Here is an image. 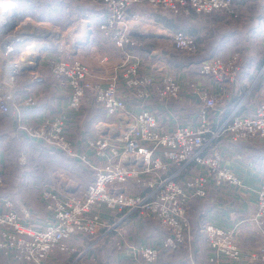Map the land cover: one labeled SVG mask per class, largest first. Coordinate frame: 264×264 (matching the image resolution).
<instances>
[{
    "label": "built area",
    "instance_id": "2783aa9c",
    "mask_svg": "<svg viewBox=\"0 0 264 264\" xmlns=\"http://www.w3.org/2000/svg\"><path fill=\"white\" fill-rule=\"evenodd\" d=\"M89 1L104 8L106 18L98 27L121 55L104 86L92 79L93 73L84 63L65 57L68 51L62 44L61 30L30 16L20 18L13 2L0 0V113L12 120L20 140L27 138L62 152L93 175L92 182L77 193L42 184L39 195L44 219L26 206L18 213L11 199L0 194V256L9 264H63L60 260L70 256L74 258L66 264H81L97 243L115 230V251H126V264H155L166 252L177 250L191 258L189 252L195 253V243L187 210L192 200L206 198L212 184L242 187L241 179L223 163V155L211 143L216 139L264 142V98L243 111L237 106L213 129L211 113L219 107L221 95L230 94L244 69L242 51H232L225 58L214 55L198 63L199 77L214 82L218 91L190 77L181 81L160 51L151 53L158 57L154 66L157 73L142 72L141 57L131 48L142 46L144 37L132 33L146 34V23L164 28L179 53L194 55L198 47L193 35L171 31L138 12L129 13L128 8L144 5L173 14L192 10L197 15L228 12L233 17L238 13L232 0ZM90 30L84 24L82 35ZM37 55L36 69L22 70L34 66ZM42 65L67 89L68 109L79 111L90 94L103 109L104 119L116 126L104 127L102 120L97 121L78 146L68 138V120L62 113L32 123L24 110L37 104L31 84L43 80V73L38 71ZM263 71L264 61L259 74ZM23 73L28 84L18 88L17 79ZM183 97L194 104V114L174 117L172 128L165 129L150 104L170 115V103ZM20 162H25L23 157ZM4 185L0 173V190ZM256 195V210L229 228L198 220V232L210 253L206 257L209 264H264V179ZM113 213L117 217L110 216ZM145 217L153 218L166 230L160 243L135 244L122 235L121 224ZM240 224L258 231L261 241L256 246L241 248ZM88 236L95 239L84 243ZM89 263L98 264L94 254Z\"/></svg>",
    "mask_w": 264,
    "mask_h": 264
},
{
    "label": "crops",
    "instance_id": "0c3cea01",
    "mask_svg": "<svg viewBox=\"0 0 264 264\" xmlns=\"http://www.w3.org/2000/svg\"><path fill=\"white\" fill-rule=\"evenodd\" d=\"M9 1L15 4L20 18L30 16L38 21H47L61 30L62 44L68 51L65 57L77 59L84 63L91 69L94 81L104 86L107 79L115 72L121 55L120 50L103 37L98 27L99 23L105 21L106 18L103 7L93 4L89 0H24L22 5L16 0ZM232 6L238 13L237 17L231 16L228 12H214L206 15L194 13L173 15L168 11L158 10L150 6L133 5L128 8L129 13L141 12L145 18L154 19L171 31L180 30L193 35L198 47L196 54L187 58L179 57L177 56L179 52L172 47L169 33L164 28L146 23V34L151 35L143 38L142 46L131 48L141 57L142 72L157 73L154 66L157 65L158 57L157 55L152 56L151 53L160 51L167 66L171 71H177L181 81L184 82V79L190 77L200 83L202 82L213 91H218L214 82L199 77L197 73L198 63L214 55L225 58L232 51H242L244 69L230 94L228 96L221 95L219 107L211 113L210 121L213 129L237 106L240 111H243L251 108L261 98H264V71L259 74L264 61V0H232ZM84 24L90 26L91 30L83 36ZM102 57L107 59L102 61ZM38 71L43 73V80L31 84L37 104L35 107L24 110L26 117L32 123L39 124L62 113L68 120V138L76 145L80 144L82 138L88 136L91 130H94L96 122L99 120L104 122V127L116 126L112 123L113 121L104 119L103 109L90 94L83 101L79 111L68 109L69 96L67 89L61 87L56 78L43 65L39 67ZM23 84L24 81L18 77L17 86L21 87ZM185 86L187 88V85ZM150 108L156 112L165 129L172 128L174 117L181 118L194 114V104L188 97L170 103L171 117H168L170 116L168 113L164 114L162 110L153 104H150ZM1 116L0 173L5 179V185L0 190V194L11 199L13 208L18 213L21 212L23 206H26L38 215L39 219H44V208L39 195V188L42 184H48L58 190L71 189L77 193L82 186L92 182V172L89 169L82 168L76 160L62 152L59 153L67 157L68 161H73L72 164L74 165L69 168L68 162L67 164L63 163L61 166L68 169L56 170L57 174H54L53 177L56 182L54 185L49 184L52 179L50 176L52 170H50L49 165L47 167L42 166L43 169H47V175L50 176L48 178H43L40 172H35V170L32 171V174L22 170L24 168L23 164L26 162L25 158H27L23 149L13 157V162L6 161L5 152L8 148L7 140L9 138L23 145V148L27 150V155L29 150L38 153L40 151L53 152L55 150H48L41 147L36 141L27 138L20 140V136L10 130L12 120L3 114ZM211 145L220 150L224 159L223 163L241 179L242 187L214 186L212 184L206 198L192 200L187 210V216L191 221L195 253L194 251L189 252L193 255L189 258L187 253L182 251L184 259H178L177 257H180L178 255H170L164 260H158L155 264H190L192 262L194 264H209L206 257L210 253L204 238L198 232V220L204 219L215 226L226 229L239 223L246 214L253 213L256 210V191L259 183L264 179V166L261 164L255 166L257 164L254 163L250 151L254 150L251 145L259 144L228 143L225 139H216L213 140ZM248 148L249 151H247ZM246 151L249 153H245L246 156L244 155V157L242 153ZM21 157L25 160L23 164L20 162ZM258 157L263 158L264 155L260 153ZM29 164H32L31 167H38L35 162H29ZM8 168L11 169L8 170ZM110 216L117 217V214L113 213ZM239 235L241 248L254 247L261 241L258 231L244 224L239 225ZM163 237L161 236L153 241L151 236L148 235L147 238L151 241L144 240L143 243L158 244ZM94 239L93 236L84 237L83 242L90 243ZM93 254L96 256L95 253ZM111 259V264L114 262L116 264H126L129 261L124 249L114 251L110 257ZM1 260L3 261H1V264H9L3 257ZM220 264L229 263L223 261Z\"/></svg>",
    "mask_w": 264,
    "mask_h": 264
},
{
    "label": "rangeland",
    "instance_id": "374dc122",
    "mask_svg": "<svg viewBox=\"0 0 264 264\" xmlns=\"http://www.w3.org/2000/svg\"><path fill=\"white\" fill-rule=\"evenodd\" d=\"M177 56L182 57V58L183 57H185V58L190 57V55L185 54V53H179V54H177ZM20 78L22 79V81L25 80V78L23 76L19 77V79ZM11 128H12V123H11ZM11 139L12 138H9L7 140V146L9 147L10 150H11V148L14 149L16 147V146H12L10 144V143H14V141L12 142ZM255 144H259V145H251L254 150L250 151V153L252 154V156L254 158V163L257 164L255 166H259V164L264 166V157L263 158L258 157V155L260 153L262 155H264V142L255 143ZM20 146H21V150L23 149L24 152L26 153V156H27V158H25L26 162H25V164H23L24 168L22 170L27 171L29 174H32V171L35 170V172H40V175L43 178L44 177L48 178L51 176L52 177V179L50 180L51 183H49L51 185H54L56 183L55 178H53L54 174L55 175L57 174L56 170L61 169V168L62 169H68V168H63L61 166L63 163L67 164V162H68L69 168L74 165V164H72L73 161H71V160L68 161L67 157L61 155L57 151H53V152H42V151H40V153H38L36 151L29 150L28 155H27L26 148H23V145H20ZM27 146H29V145H27ZM241 146H243V145H241ZM249 150L250 149L248 148L247 151H249ZM247 151L242 153V155L244 156L245 153L248 154L249 152H247ZM13 152L10 154L11 159H12V157H15V155H16V154H13ZM29 162L37 163L38 167L37 166L31 167L32 164L30 165ZM47 165H49L50 170H52V173L50 174V176L47 175V169H43V167H42V166L47 167ZM9 169H11V168H8V170ZM7 174H8V172H7ZM56 177L58 178V176H56ZM119 229H122V231H121L122 235H124L128 240H131L135 244L143 243L144 240L151 241L147 238L148 235L151 236V239L154 241L155 239H159L161 236H164L166 233V230L163 227H161L160 224L151 217H145L144 219H137V220L134 219V220H132V222L130 224L129 223L124 224V225L121 224ZM116 241H117L116 231L112 230L111 232H109L107 234V236L103 240H100L97 243L96 248L93 250V253H95L97 256L98 264H111L112 259L110 260V257L112 256V253L115 251ZM93 253H90V255H88L86 258H84L83 262L81 264H90L89 262L92 258ZM182 253L183 252L180 250L172 251L170 253L166 252L159 260H164L165 258H167V256H170V255H178V256H180V257H177L178 259H184V253H183V255H182ZM73 258H71L67 263L71 262L73 260ZM62 260L63 259H61L60 262L63 264H66L67 260L66 259H64L63 261ZM0 264H1V260H0Z\"/></svg>",
    "mask_w": 264,
    "mask_h": 264
},
{
    "label": "trees",
    "instance_id": "16d2710c",
    "mask_svg": "<svg viewBox=\"0 0 264 264\" xmlns=\"http://www.w3.org/2000/svg\"><path fill=\"white\" fill-rule=\"evenodd\" d=\"M17 2H19V4H21L22 5V3L24 2V0L22 1V0H16ZM141 6H144V5H141ZM146 7H148V6H146ZM158 10H162V11H168V10H165V9H158ZM170 14H173V13H171L170 11H168ZM141 13V12H140ZM189 13H194L195 14V12L194 11H190ZM141 14H143V13H141ZM173 15H175V14H173ZM25 74L23 73L22 75H20L19 77H22V76H24ZM25 83H28V80L27 79H25L24 80V84ZM24 84H23V86H24ZM23 86H21V87H23ZM19 85H18V88H21ZM2 114L0 113V116H1ZM1 117H3V116H1ZM11 131H13V133L15 134V131H14V129L13 128H11L10 129ZM13 134V135H14ZM12 140V139H11ZM14 141V139L12 140V142ZM12 146H16L14 149H12L11 148V150L9 149V147L6 149V152H5V155H6V161H9V162H13L14 161V159H13V157H12V159H11V157H10V154L13 152V154H17L20 150H21V146H20V144H18L17 142H15L14 141V143H10ZM59 153V152H58ZM62 155V154H61ZM13 160V161H12ZM72 257L70 256V257H66L65 259L67 260L66 261V263L71 259ZM2 259V256H0V260ZM2 261V260H1ZM3 262V261H2Z\"/></svg>",
    "mask_w": 264,
    "mask_h": 264
},
{
    "label": "water",
    "instance_id": "95a60500",
    "mask_svg": "<svg viewBox=\"0 0 264 264\" xmlns=\"http://www.w3.org/2000/svg\"><path fill=\"white\" fill-rule=\"evenodd\" d=\"M2 11H3V9L0 10V16L2 15ZM14 24H15L14 22L11 23V24L7 27V29H8V30H9V29H12L13 26H14ZM28 33H29L30 35L33 34V30H32V28L29 29ZM132 34H133V35H136V36H139V37H147V36H150V35H151V34H149V35H147V34L142 35V34L135 33V32H133ZM39 60H40V55H37V56H36V59H35V65H34V66H24V67L22 68V70H31V71H34V70L36 69L37 64L39 63Z\"/></svg>",
    "mask_w": 264,
    "mask_h": 264
}]
</instances>
